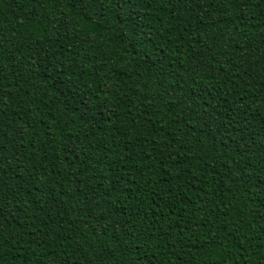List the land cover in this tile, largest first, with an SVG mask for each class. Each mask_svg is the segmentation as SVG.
<instances>
[{"label": "trees", "instance_id": "trees-1", "mask_svg": "<svg viewBox=\"0 0 264 264\" xmlns=\"http://www.w3.org/2000/svg\"><path fill=\"white\" fill-rule=\"evenodd\" d=\"M0 264H264V0H0Z\"/></svg>", "mask_w": 264, "mask_h": 264}]
</instances>
